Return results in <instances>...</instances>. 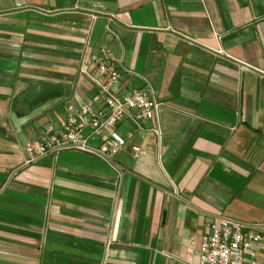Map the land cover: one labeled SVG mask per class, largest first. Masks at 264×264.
<instances>
[{
  "label": "crops",
  "instance_id": "0c3cea01",
  "mask_svg": "<svg viewBox=\"0 0 264 264\" xmlns=\"http://www.w3.org/2000/svg\"><path fill=\"white\" fill-rule=\"evenodd\" d=\"M100 48L156 119L119 122L109 163L31 159L95 94ZM40 83L66 95L23 111ZM215 216L264 222V0H0V264H197Z\"/></svg>",
  "mask_w": 264,
  "mask_h": 264
},
{
  "label": "built area",
  "instance_id": "2783aa9c",
  "mask_svg": "<svg viewBox=\"0 0 264 264\" xmlns=\"http://www.w3.org/2000/svg\"><path fill=\"white\" fill-rule=\"evenodd\" d=\"M118 64L119 60L103 48L90 55L84 68L93 67L88 77L96 88L95 94L79 108L67 105L64 122L57 132L47 127L39 139L24 143L23 150L31 159L73 149L109 163L130 137L127 134L123 138L115 132L119 122L129 119L141 129L145 122L156 119L160 103L149 85L144 82L140 89L122 88ZM90 141H98V146L90 147ZM130 153L136 159L140 149L131 146ZM190 244L195 245V241ZM197 246V264H264V222L246 224L215 216L209 232L201 236Z\"/></svg>",
  "mask_w": 264,
  "mask_h": 264
},
{
  "label": "water",
  "instance_id": "95a60500",
  "mask_svg": "<svg viewBox=\"0 0 264 264\" xmlns=\"http://www.w3.org/2000/svg\"><path fill=\"white\" fill-rule=\"evenodd\" d=\"M65 95L66 91L55 84L40 83L27 89L18 97V101L23 111H29L39 103Z\"/></svg>",
  "mask_w": 264,
  "mask_h": 264
}]
</instances>
